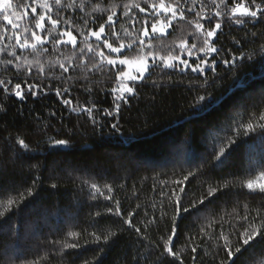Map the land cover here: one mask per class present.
<instances>
[{"label":"trees","instance_id":"1","mask_svg":"<svg viewBox=\"0 0 264 264\" xmlns=\"http://www.w3.org/2000/svg\"><path fill=\"white\" fill-rule=\"evenodd\" d=\"M114 3L119 0H107L106 6ZM88 12L90 8L85 9ZM68 14H72L70 10ZM127 26L122 21L117 27ZM252 30L264 31V25ZM189 31L181 24L179 30L154 42L157 51L166 52L167 45L178 44ZM234 37L242 39V44L234 45ZM243 38L238 27H224L216 46L226 54L232 49L236 55L240 48L253 55L252 60L238 62L231 70L218 61L215 73L209 69L203 75L188 70L168 77L156 70L151 80L159 86L153 88L150 80L139 96L122 104L115 118L98 115L103 127L94 126L86 114L68 113L54 95L21 102L0 93V212L4 213L0 216V264H168L172 257L161 256V237L167 239L170 234L172 211L168 209L167 215L159 218V182L172 184L189 171L195 172L184 182L190 197L206 195L209 187L219 185L221 190L205 201L199 219L188 216L179 221L174 251L182 254L184 264H220L225 260L223 252L217 255V246L223 243L218 238L221 226L228 234L230 225H236L246 212L255 216L259 211L264 216L260 207L264 201L257 194L237 195L240 184L250 177L249 169L264 163V136L259 129L235 137L237 125L255 122L264 112V57L254 52L264 39L245 46ZM5 58L0 56V60ZM46 59L54 63L57 57L53 54ZM11 75L0 65V78ZM90 86L93 92L89 95L73 91L76 102L95 103L99 109L109 110L112 96L105 94L109 87L105 78H94ZM200 95L211 97L202 111L195 106ZM51 111L57 113L54 118L49 116ZM117 121L119 131L111 128ZM233 138L237 142L229 147ZM19 139H25L31 150L19 149ZM56 139L68 143L52 147ZM221 148L231 155L217 167L215 156ZM197 165H203L200 171H196ZM93 183L105 195L110 185L114 199L99 194L93 199ZM225 184L228 187H223ZM8 200L15 203L5 211ZM116 200L123 216L107 211H115ZM133 211L138 213L132 219L141 228L142 242L124 223ZM154 216L156 223H148ZM208 224L212 227L192 242L198 245L192 253L185 246L186 237L197 235ZM73 232L75 237L70 235ZM70 243L78 247H66ZM236 264H264V242H255Z\"/></svg>","mask_w":264,"mask_h":264},{"label":"snow or ice","instance_id":"2","mask_svg":"<svg viewBox=\"0 0 264 264\" xmlns=\"http://www.w3.org/2000/svg\"><path fill=\"white\" fill-rule=\"evenodd\" d=\"M106 5L107 0H80L79 3L77 0H0V56L6 57L0 60V65H3L4 73H12L7 79L0 78V93L8 97L14 96L21 102L29 97L54 95L68 113L86 114L94 126L103 127L97 116L102 115L105 119L119 116L122 104L139 96V90L148 86L156 70L168 77L176 71L183 74L188 70L203 75L209 69L215 73L218 61L231 70L238 62L252 60L253 55H246L240 48L236 49L239 53L236 55L232 49L226 54L223 48L216 46L218 34H222L224 27H238L243 31L245 46L264 39V31L252 30L264 25V0H119V3H114L111 7ZM86 8H90L91 12L85 13ZM69 10L71 15L68 14ZM122 21L128 26L118 29L117 26ZM181 24L191 29L187 37L181 38L178 44L167 45L166 52L157 51L154 42L179 30ZM249 37L253 39L249 41ZM233 44H242V39L234 37ZM254 52L264 57V43H260L258 50L254 49ZM65 53L68 55L65 56ZM53 54L57 57L54 63L46 59ZM28 56L32 57L31 61ZM133 61L137 68L134 73H130L126 69ZM97 77L105 78L109 85L105 94L112 96L111 108L106 111L99 109L95 103L91 106L80 105L72 95L73 91L91 94V82ZM204 83H208L207 79ZM151 86L155 88L159 85L157 81L151 80ZM210 99V96L200 95L195 106L202 111L208 107ZM56 115L55 111L49 113L53 118ZM111 128L119 131V122L112 123ZM257 129L264 136V112L259 114L255 122L237 125L235 137L248 135ZM236 138L229 140V147L237 142ZM16 143L21 150H31L25 139H19ZM67 143L65 139H56L52 142V147L65 146ZM225 152L221 148L215 156L219 162L217 167L224 164L231 155L230 152L228 155ZM202 167L203 165H197L196 171H200ZM249 173L250 177L240 184L237 195L257 194L264 201V163L258 168H250ZM194 175L195 172L189 171L181 180L172 184L166 180L159 182V218L163 219L168 209L172 211L170 234L167 239L161 237V256L166 254L172 257L168 264H175L176 261L184 264L182 254L174 251L179 242V221L188 216L199 219L203 207H206L205 201L221 190L219 185L209 187L206 195L190 197L184 182ZM52 187L55 188L56 185L53 184ZM90 187L93 199H96V194L107 200L114 199L110 185L106 186L108 195L96 183ZM244 189L247 193H244ZM153 190H156L155 184ZM28 195H33L31 189L28 190ZM7 203L5 211L11 210L15 202L8 200ZM115 205L114 212L112 208L107 211L123 216L120 201L116 200ZM152 207L155 210L156 205ZM260 207L264 208V203ZM3 214L0 212V216ZM136 215V211L130 212L124 223L135 231L142 242L141 228L132 219ZM156 220L154 216L148 223L154 224ZM211 227V224L205 225L197 235L187 236L188 243L185 246L190 247L195 254L198 245L192 242L202 238L200 234L206 233ZM230 228L228 234H225L222 226L219 232L218 238L223 243L218 244L217 255L220 252L225 255V260H221L220 264H236L240 255L253 247L255 242H264V216L259 211L255 216L246 212ZM70 235L75 237L77 233ZM96 240L99 241L100 237L97 236ZM66 247L74 249L78 244L70 243ZM192 259L195 261L197 257L194 255Z\"/></svg>","mask_w":264,"mask_h":264},{"label":"rangeland","instance_id":"3","mask_svg":"<svg viewBox=\"0 0 264 264\" xmlns=\"http://www.w3.org/2000/svg\"><path fill=\"white\" fill-rule=\"evenodd\" d=\"M137 68V64L135 61H133L128 67H127V71L130 72V73H134L135 70Z\"/></svg>","mask_w":264,"mask_h":264}]
</instances>
